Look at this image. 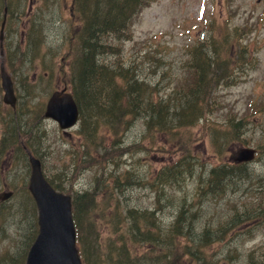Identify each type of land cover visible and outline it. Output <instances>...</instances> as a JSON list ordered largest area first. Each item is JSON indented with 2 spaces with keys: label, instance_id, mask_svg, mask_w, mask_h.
Wrapping results in <instances>:
<instances>
[{
  "label": "rangeland",
  "instance_id": "rangeland-1",
  "mask_svg": "<svg viewBox=\"0 0 264 264\" xmlns=\"http://www.w3.org/2000/svg\"><path fill=\"white\" fill-rule=\"evenodd\" d=\"M2 4L0 1V23ZM7 5L0 62L2 59L14 83L17 102L14 110L3 104L0 88V139L5 138L8 146L1 162L0 194L13 190L12 186L16 194L6 201V212L0 216V256L4 252L26 253L30 233L36 229V212L27 209L24 214L17 209L30 171L27 158L23 154L18 158L9 142L6 128L17 126L21 134H29L30 143L27 135L24 140L40 159L44 174L54 175V182L70 194L90 188L100 172L106 179L116 164L120 170L136 171L140 182L132 200L136 196L139 207L151 209L155 192L149 181L155 172L179 160L184 168L192 165V171L173 188L176 197L188 204L187 218L195 213L190 227L193 233L200 236L204 228L209 232L219 228L224 234L223 240L209 242L203 249L207 264H264V0H154L134 19L131 39L117 43L120 60L135 66L156 98H165L173 89L187 86L190 51L199 46L197 41L212 40L211 46L202 45L204 51L211 52L213 58L219 55L228 75L212 83L210 93L205 94L208 111L204 118L178 131L180 139H189L191 163L181 151L171 156L166 145L163 151L157 150L161 143L153 136L147 144L145 124L137 119L124 132L123 142H141L150 146L149 151L141 148L131 157L123 154L112 157L111 162L105 158L78 165L81 155L73 156L81 151L79 125L63 135L54 121L42 117L53 90H71L76 52L69 49L74 44L72 28L78 24L71 16V0H8ZM52 15L60 21L49 29ZM32 31L36 39L41 37L40 47L28 50L27 35ZM175 141L168 139L166 144L172 148ZM249 147L256 150L254 160L235 167L240 176L228 181L223 196L204 193L206 172L212 166L234 165L235 153ZM112 204L110 200L104 208L98 203L93 214L104 254L110 243L119 241L118 234L125 232L116 225ZM176 212L177 204H166L156 217L168 224Z\"/></svg>",
  "mask_w": 264,
  "mask_h": 264
},
{
  "label": "trees",
  "instance_id": "trees-1",
  "mask_svg": "<svg viewBox=\"0 0 264 264\" xmlns=\"http://www.w3.org/2000/svg\"><path fill=\"white\" fill-rule=\"evenodd\" d=\"M152 1L154 0H72L73 17L78 22L77 27L72 28V48L76 50V55L71 64L73 74L70 81L72 95L80 112L77 134L81 137V151H76L73 156L76 158L81 155L80 161L76 160L78 165L93 164L96 159L98 162L105 158L111 162L112 157L123 154L131 157L141 148L149 151L150 146L140 145L141 142L127 145L123 142L124 132L137 119H142L145 124L147 144L153 136L155 141L161 143L157 150L163 151L166 145L171 156L176 151H181L186 153V158L191 163V148L186 143L189 139H180L178 131L181 127L192 126L200 118H204L208 111L205 94L210 93L212 83H217L228 75L227 68L219 55L213 58L211 52L207 54L204 51L205 47L202 45L211 46L212 40L205 41L202 38L197 41L199 46L190 51L187 86L173 89L167 94L171 96L156 98L151 86L139 77L135 66L120 60L117 46V43L124 44L131 39L134 19ZM110 56L117 58L109 59ZM208 70L213 75L205 76ZM11 131V142L19 153L18 158L22 154L25 157L20 143L23 140L26 144L25 135L30 143L29 134L20 132L19 137L17 126H13ZM168 139H176L172 146L169 143L174 150L166 144ZM6 148V140L2 138L0 170L4 154L8 150ZM179 161L159 168L149 181L150 188H159L157 192L160 194L165 189L172 190L173 197L176 192L174 185L182 181L185 173L192 171V165L184 168L185 164L181 165ZM240 165L242 164L230 167L224 164L212 166L203 192L205 189L204 193L214 198L223 196L228 186L229 174ZM102 175L103 172H100L94 178L99 181ZM53 178L54 175H51L49 182L56 189L63 190L64 187L55 183ZM131 179H135L136 184L140 182L133 168L120 170L114 164V170L101 182L104 188L102 196L96 198L95 192L73 194L72 214L82 263L207 264L203 249L210 245L209 242L223 240L222 231L217 228L209 232L208 228H204L201 235L197 236L190 228L195 213L188 219L184 210L177 209L173 219L164 224L163 220L154 216V211L130 207L128 201L131 197L123 193L122 187ZM22 193L18 211L26 214L27 209H30L34 214L33 203L24 185ZM169 197L168 201L175 203ZM110 200H113L111 207L116 225H121L125 232L118 234L119 241L116 245L110 243L104 254L93 214L98 203L107 208ZM184 203L182 201L178 207H182ZM5 204L6 202H0V208L3 209ZM35 234L36 229L33 228L27 248ZM25 255V252H4L0 256V264H24Z\"/></svg>",
  "mask_w": 264,
  "mask_h": 264
},
{
  "label": "water",
  "instance_id": "water-1",
  "mask_svg": "<svg viewBox=\"0 0 264 264\" xmlns=\"http://www.w3.org/2000/svg\"><path fill=\"white\" fill-rule=\"evenodd\" d=\"M1 85L3 102L14 107L16 98L12 82L2 64ZM44 116L54 119L61 129L74 126L78 111L71 94L64 89L52 92L47 99ZM254 153L252 148H241L234 161H251ZM28 160L31 167L28 189L38 209V233L27 252L25 264H82L75 245L70 196L52 189L41 173L38 159L29 155ZM10 195L11 192L2 193L0 199Z\"/></svg>",
  "mask_w": 264,
  "mask_h": 264
},
{
  "label": "bare ground",
  "instance_id": "bare-ground-1",
  "mask_svg": "<svg viewBox=\"0 0 264 264\" xmlns=\"http://www.w3.org/2000/svg\"><path fill=\"white\" fill-rule=\"evenodd\" d=\"M14 19V18H13ZM60 21L59 17L56 15V17L54 15L50 16V20H48V27L47 28H51V29H54L57 27V22ZM59 23V22H58ZM89 50V49H88ZM210 75H213L212 74V71L208 70L206 75L205 76H210ZM208 79H206L205 81V84L207 82ZM85 88V87H84ZM132 126V125H131ZM130 126V127H131ZM129 127V128H130ZM20 158V157H19ZM209 173H210V170L206 172V181L207 179L209 178ZM232 174V175H231ZM231 174H229V181L232 177H235V178H239L240 174H235V171H232ZM225 175V174H224ZM242 177V176H241ZM226 178V175L224 177V179ZM104 176L102 177L101 180L97 181L96 183L92 184L90 188L88 189H85L83 191H80V192H76L78 195H81L83 194L84 192H95V195H96V198H99L100 196L103 195V186H102V181L104 180ZM139 186V184H136V181L135 179H131L129 180L128 182H126L123 187H122V191L123 193L128 196V197H131V194L132 192H134L135 189H137V187ZM154 192H155V200L154 202L152 203L153 207L151 209H148V208H141L139 207V204L137 203V199H136V196H134V199L132 200V197L131 199L128 201V204L130 207H136V208H140L142 210H145L147 209L148 211H154V216H157L158 212L160 211V209L162 208V206H166L167 205H176L177 204V209H181V210H186V200L183 198L182 200H180L178 197H176V192L174 194V196L172 197V190H167L165 189L166 191L164 192L163 190V194H160L158 193L157 191L159 190V188H153ZM170 196V197H169ZM167 197L171 198L174 200L175 203H172V200L171 201H168ZM121 200H122V197H121ZM184 201V205L182 204V207H178L181 202ZM122 204V203H121ZM6 212L5 209H1L0 210V216L3 215L4 213ZM19 212V211H18ZM186 212V211H185Z\"/></svg>",
  "mask_w": 264,
  "mask_h": 264
}]
</instances>
